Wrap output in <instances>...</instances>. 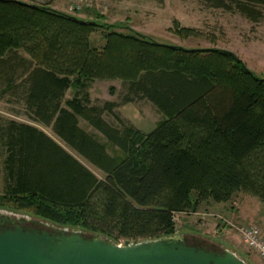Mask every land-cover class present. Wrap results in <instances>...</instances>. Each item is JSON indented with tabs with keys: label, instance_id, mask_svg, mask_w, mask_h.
<instances>
[{
	"label": "trees",
	"instance_id": "16d2710c",
	"mask_svg": "<svg viewBox=\"0 0 264 264\" xmlns=\"http://www.w3.org/2000/svg\"><path fill=\"white\" fill-rule=\"evenodd\" d=\"M201 1L255 23L264 16V0ZM117 27L49 3L0 0V98L23 102L31 122L104 173L99 179L44 131L11 120L0 130L7 152L0 209L118 243L173 236L175 214L195 213L204 202L226 203L237 193L264 202V79L233 52L162 44ZM98 29L101 46L91 41ZM95 80H121L126 101L146 99L165 118L144 133L117 116L116 102L64 103L70 88Z\"/></svg>",
	"mask_w": 264,
	"mask_h": 264
},
{
	"label": "rangeland",
	"instance_id": "374dc122",
	"mask_svg": "<svg viewBox=\"0 0 264 264\" xmlns=\"http://www.w3.org/2000/svg\"><path fill=\"white\" fill-rule=\"evenodd\" d=\"M22 1L40 5L49 3L53 9L72 16L95 20L102 25L118 26L122 33L135 32L162 44L184 48L227 50L242 60L257 77L264 79V16L255 23L239 12L212 8L201 0H100L94 1L91 6L84 5L80 9L73 8L74 10L72 7L78 0ZM261 10L264 15V7ZM178 29L195 30V34L180 36L176 32ZM103 32V29H98L91 35L93 45L101 46L104 43ZM20 54L27 56L22 51ZM128 91V84L121 80H95L88 82L84 89L70 88L64 103L74 97L86 99L84 101H87L88 105L95 106H101L105 102H116L118 107L115 113L121 120L144 133H150L155 129L156 124L165 118L163 113L150 101L140 99L136 95H131L132 102L126 101ZM24 112L23 102L18 101L17 98L8 96L0 98V130L11 120L37 126L57 140L99 179L104 178V173L100 169L63 143L51 128L31 122ZM104 118L120 127L119 121L113 115L106 113ZM81 124L83 127L86 126L85 128L100 142L107 145L111 155L115 154L114 148L107 143L105 137L94 128H89L84 121H81ZM6 157V147L0 138V193H4L6 189ZM6 211L17 216L43 220L24 211L7 209ZM210 220L214 221L213 225L207 224ZM44 222L59 228L85 232L80 228L63 227L46 220ZM174 222L176 224L174 235L196 236L209 246L235 252L248 264H264V260L248 247L240 235L243 226H256L264 235V202L256 197L237 193L226 203L204 202L195 213L175 214ZM36 227L48 229L46 226ZM86 233L88 236L91 234ZM211 237L220 240L221 245L210 239ZM124 242L121 240L118 243ZM224 244L230 248L224 247Z\"/></svg>",
	"mask_w": 264,
	"mask_h": 264
},
{
	"label": "water",
	"instance_id": "95a60500",
	"mask_svg": "<svg viewBox=\"0 0 264 264\" xmlns=\"http://www.w3.org/2000/svg\"><path fill=\"white\" fill-rule=\"evenodd\" d=\"M3 219L32 226L0 227V264H248L235 252L209 246L196 236L119 244L0 209Z\"/></svg>",
	"mask_w": 264,
	"mask_h": 264
},
{
	"label": "built area",
	"instance_id": "2783aa9c",
	"mask_svg": "<svg viewBox=\"0 0 264 264\" xmlns=\"http://www.w3.org/2000/svg\"><path fill=\"white\" fill-rule=\"evenodd\" d=\"M94 1L100 0H78V2L76 1V5L74 4V7H72V10L76 8L80 9L84 5L91 6ZM240 235L248 247L264 260V235L261 230L256 226H243L240 229Z\"/></svg>",
	"mask_w": 264,
	"mask_h": 264
},
{
	"label": "flooded vegetation",
	"instance_id": "af4514ba",
	"mask_svg": "<svg viewBox=\"0 0 264 264\" xmlns=\"http://www.w3.org/2000/svg\"><path fill=\"white\" fill-rule=\"evenodd\" d=\"M19 225H23V226H27V227L32 226L29 223L26 225L24 223H19L16 221H9V220H5V219L0 221V227H2V228L15 227V226H19Z\"/></svg>",
	"mask_w": 264,
	"mask_h": 264
},
{
	"label": "crops",
	"instance_id": "0c3cea01",
	"mask_svg": "<svg viewBox=\"0 0 264 264\" xmlns=\"http://www.w3.org/2000/svg\"><path fill=\"white\" fill-rule=\"evenodd\" d=\"M104 115H106V114H104ZM81 121H83V120H80V122H79V124H80V126L82 127V128H84L86 131H88L89 133H90V131L89 130H87L85 127H83L82 126V124H81ZM84 123L89 127V128H92L90 125H88L85 121H84ZM112 124V123H111ZM41 125V124H40ZM113 126H115V124H112ZM34 126V125H33ZM43 126V125H42ZM37 127V126H36ZM38 128V127H37ZM39 129H41V128H39ZM42 130V129H41ZM42 131H44V130H42ZM45 132V131H44ZM46 133V132H45ZM47 135H49L48 133H46ZM50 136V135H49ZM50 137H52V136H50ZM53 138V137H52ZM54 139V138H53ZM55 140V139H54ZM57 141V140H56ZM58 142V141H57ZM59 143V142H58ZM214 218V217H213ZM214 222V221H213ZM213 222H212V220H210L207 224L208 225H213ZM207 225V226H208ZM210 239H212L214 242H217V243H221L220 242V240H218L217 238H213V237H211ZM223 244V243H222ZM221 245V244H220ZM225 246L224 247H227V248H230L227 244H224Z\"/></svg>",
	"mask_w": 264,
	"mask_h": 264
}]
</instances>
